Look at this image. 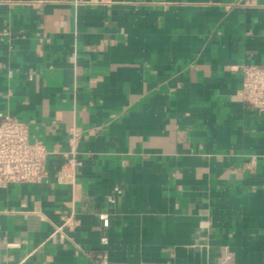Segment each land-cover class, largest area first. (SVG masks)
<instances>
[{"label": "crops", "instance_id": "1", "mask_svg": "<svg viewBox=\"0 0 264 264\" xmlns=\"http://www.w3.org/2000/svg\"><path fill=\"white\" fill-rule=\"evenodd\" d=\"M244 64L264 0H0V118L50 151L0 187V264H264Z\"/></svg>", "mask_w": 264, "mask_h": 264}, {"label": "built area", "instance_id": "2", "mask_svg": "<svg viewBox=\"0 0 264 264\" xmlns=\"http://www.w3.org/2000/svg\"><path fill=\"white\" fill-rule=\"evenodd\" d=\"M239 96L256 111H264V66L244 64ZM79 133L71 132L72 152ZM48 148L40 141H32L26 122L12 116L0 118V187L14 183H40L47 175ZM66 163L73 166L76 158L67 155Z\"/></svg>", "mask_w": 264, "mask_h": 264}]
</instances>
